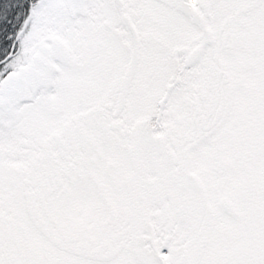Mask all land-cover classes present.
I'll use <instances>...</instances> for the list:
<instances>
[{"label": "snow or ice", "instance_id": "6c2138e0", "mask_svg": "<svg viewBox=\"0 0 264 264\" xmlns=\"http://www.w3.org/2000/svg\"><path fill=\"white\" fill-rule=\"evenodd\" d=\"M0 264H264V0H0Z\"/></svg>", "mask_w": 264, "mask_h": 264}]
</instances>
